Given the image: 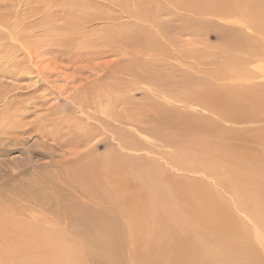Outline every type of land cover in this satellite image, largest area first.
Returning <instances> with one entry per match:
<instances>
[{"label": "rangeland", "instance_id": "rangeland-1", "mask_svg": "<svg viewBox=\"0 0 264 264\" xmlns=\"http://www.w3.org/2000/svg\"><path fill=\"white\" fill-rule=\"evenodd\" d=\"M1 114L0 246L20 238L36 264H264V0H0ZM65 207L116 217L118 248L84 246L97 234ZM42 218L55 238L29 247Z\"/></svg>", "mask_w": 264, "mask_h": 264}, {"label": "bare ground", "instance_id": "bare-ground-1", "mask_svg": "<svg viewBox=\"0 0 264 264\" xmlns=\"http://www.w3.org/2000/svg\"><path fill=\"white\" fill-rule=\"evenodd\" d=\"M176 117V116H175ZM7 119H9L8 116L6 115H3L1 114L0 115V128L2 126H4V122H7ZM141 123V122H140ZM169 144V142H168ZM174 157V156H173ZM126 161V160H125ZM128 163H131L132 165L135 164L134 161H130V160H127ZM251 162V161H250ZM139 163V162H138ZM237 167V166H236ZM248 167V166H247ZM214 167H212V170H213ZM217 168V167H216ZM199 169V168H198ZM221 169V168H220ZM239 169V168H238ZM189 170V169H188ZM219 170V169H218ZM225 170V169H223ZM204 172H202V175H203ZM207 173V172H205ZM211 174V173H210ZM251 175V174H250ZM256 177V176H255ZM261 178V177H260ZM213 179V178H212ZM257 179V178H256ZM218 180V179H217ZM211 181V180H210ZM214 183V182H213ZM35 193V192H34ZM33 193V194H34ZM96 193V192H95ZM36 194V193H35ZM94 195V194H93ZM95 196V195H94ZM112 196V195H110ZM108 196V197H110ZM104 197V196H103ZM95 198V197H94ZM112 199V198H111ZM102 200V199H101ZM114 200V199H113ZM39 201V202H37ZM103 201V200H102ZM115 201V200H114ZM52 202L55 203V201H51L50 198H48L47 196H38V195H34V203L37 204L38 206H40L41 208L44 207L43 204L47 205V204H51ZM96 202V201H95ZM105 202V201H104ZM110 202V201H109ZM124 202V201H123ZM112 203V201H111ZM110 203V205H111ZM118 203V201H117ZM129 203L130 205V202H127V204ZM34 204V205H35ZM102 203H100L101 205ZM114 204V203H112ZM96 205V204H95ZM117 205V204H116ZM120 205V204H119ZM201 205V204H200ZM210 205V204H209ZM113 206V205H112ZM124 206V205H123ZM128 206V205H127ZM133 206V205H132ZM58 207V206H57ZM97 207V206H96ZM104 206L102 205V208ZM114 207V206H113ZM144 208L146 206H143ZM202 207V206H201ZM101 208V207H100ZM110 208V207H109ZM123 208V207H122ZM121 208V210H122ZM138 208V206H137ZM206 208V206H205ZM49 210H46V211H49V212H52L51 210V206L49 205L48 207ZM130 209V208H129ZM128 209V210H129ZM147 209V208H146ZM199 209V208H198ZM204 209V208H203ZM59 214H61V216L63 215L64 217H70L71 220H74L77 225L79 226H83L84 228H86V232L89 231V233L91 231H95L96 234L98 235H93V238H90L92 240L84 243V246L88 247L89 249H91V251L95 248H99L101 251H112V250H116L119 246V242L120 241L118 238H117V231L119 230V223L116 219V217H112V216H109V217H105V216H102L101 214V211L99 209H97V211H87L86 209H83V208H79V207H65V208H60L59 209ZM115 211V209H113ZM112 210V211H113ZM128 210H127V213H128ZM132 210V209H131ZM129 210V212L131 211ZM123 211V210H122ZM126 212V210H124ZM140 211V209H139ZM107 212V211H106ZM117 212V211H116ZM148 212V210L146 211ZM19 213V212H18ZM132 213V212H131ZM149 213V212H148ZM154 213V212H153ZM122 214H125V213H121V216L123 217L124 219V225H125V228L128 229L129 231H131L132 229L134 230L136 228V224L138 223H132V220L131 218H128L130 217L129 213H128V217L127 215H122ZM137 214V213H136ZM133 215V213H132ZM19 216V215H18ZM45 216V215H44ZM117 216V215H116ZM138 216H140L138 214ZM138 216H135L136 218ZM253 217V216H252ZM133 218V216H132ZM141 219V217H139ZM249 218V217H248ZM11 222V224H13V227L16 228V231L19 230L20 226H22V222L20 221V217L18 218H10V219H7ZM92 221L93 223H89L86 222V221ZM134 220V218H133ZM135 221V220H134ZM142 221V219H141ZM34 222V221H33ZM41 222V227H42V231H41V234L40 237H34L36 239H30V244L31 246L29 247H35L36 245H42V244H47V246L49 245L50 246V243L52 242L51 240V237L55 234V226H58L59 223L58 222H52V219H44L42 218L40 220ZM75 222H73V224H75ZM145 223V222H144ZM63 224L65 225H62L61 228L62 229H65L63 230L64 233L65 231L67 232V223H64ZM123 225V224H122ZM138 225H140V228L142 229L143 228V225L138 223ZM142 225V226H141ZM33 226V225H32ZM78 226V227H79ZM146 226V224H145ZM60 227V226H59ZM59 227H57V229H60ZM70 227V226H69ZM138 227V226H137ZM124 228V227H123ZM140 228L138 230H140ZM121 229V228H120ZM137 229V228H136ZM127 230V232H128ZM138 230H135L136 232ZM256 230V229H254ZM14 231V232H16ZM62 231V230H61ZM146 231V230H145ZM21 232V231H19ZM142 232V231H141ZM140 232V233H141ZM263 232V231H261ZM64 233L62 232L63 236H64ZM139 233V232H138ZM61 234V233H59ZM262 233H260L259 231L256 232V235H257V238L259 239L258 240V243L264 247V238L262 237L264 234H262V236L260 235ZM43 236V237H42ZM61 236V235H59ZM2 237V236H1ZM16 237V236H15ZM18 237V236H17ZM33 237V236H32ZM6 238V237H5ZM53 238H55V236H53ZM65 238V237H64ZM59 239V238H58ZM22 240V239H21ZM20 240V238H14L12 239V243H9L5 246H3L1 244L0 246V250H1V253L0 254V264H36L38 263L37 262V256L35 257L34 256V251H31V255L30 256H27V253L25 252L26 251V247L29 245L27 242H22ZM27 240V239H26ZM28 241V240H27ZM40 242V244L38 242ZM63 242V241H62ZM5 243V242H4ZM35 243V244H33ZM121 243V241H120ZM27 244V245H26ZM63 244V243H62ZM53 244H51L52 246ZM45 246V245H44ZM68 247V246H67ZM42 248V247H41ZM63 248H65L63 246ZM37 249H39L37 247ZM44 249V248H43ZM50 249V248H49ZM110 249V250H109ZM23 250H24V253H23ZM45 250V249H44ZM96 250V249H95ZM61 252H59L60 254ZM107 253V252H106ZM62 257V256H61ZM48 258V257H47ZM93 258L95 260V263L96 264H101L102 262L105 263V262H108V259L105 257V255H103V253H100V255H93ZM44 259V258H43ZM53 260V259H52ZM50 261V260H48ZM46 263V262H45Z\"/></svg>", "mask_w": 264, "mask_h": 264}]
</instances>
